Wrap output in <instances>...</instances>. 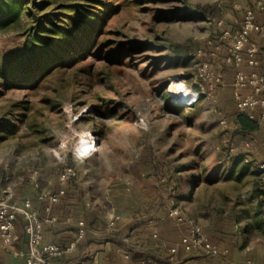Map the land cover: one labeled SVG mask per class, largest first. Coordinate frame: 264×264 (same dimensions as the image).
Listing matches in <instances>:
<instances>
[{
    "label": "rangeland",
    "instance_id": "obj_1",
    "mask_svg": "<svg viewBox=\"0 0 264 264\" xmlns=\"http://www.w3.org/2000/svg\"><path fill=\"white\" fill-rule=\"evenodd\" d=\"M49 1L82 12L104 3L110 12L72 67L29 88H5L0 78V174L45 179L70 169L79 180L85 164L90 178L101 176L100 189L139 175L184 214L250 217L262 230L261 176L232 125L234 93L220 78L232 70L222 61L232 44L226 24L239 14L233 0ZM1 24L0 73L23 45L20 29ZM83 136L97 148L87 158L77 151Z\"/></svg>",
    "mask_w": 264,
    "mask_h": 264
},
{
    "label": "crops",
    "instance_id": "obj_2",
    "mask_svg": "<svg viewBox=\"0 0 264 264\" xmlns=\"http://www.w3.org/2000/svg\"><path fill=\"white\" fill-rule=\"evenodd\" d=\"M233 1L232 4L238 3L241 6V11L255 7L254 0ZM241 13L237 14V23L230 27L226 24L227 30L232 33L241 31ZM256 23L264 26V14L256 13ZM251 48L257 50L255 67L248 65L247 51ZM242 58L239 70L247 74L254 71L264 74V32L249 35ZM222 64L225 69H232L224 72L221 77V80H224V89H230L232 94L237 69L224 60ZM252 93V89L241 92L244 97ZM256 117L259 119L258 110ZM242 146L245 153L251 156L252 167L256 168L258 163L264 162V122H259V131L256 134L243 139ZM87 166L90 168V165ZM87 171L84 164L79 180L68 186L67 197L53 206L40 199L45 193L59 189V175L45 179L37 178L36 175L29 179L23 177L15 179L0 174V198L5 197L9 205L20 208H23L28 200L32 211L40 217L57 219L56 224L44 226L43 245L57 244L65 247L77 238L80 227L85 228L84 237L78 243L77 249L65 256L62 262L159 264V261L167 260L172 264H264V227H261L262 230H256L254 219L244 217L242 222L238 223L232 216L212 212L208 215V220H202L195 212L184 214L181 211L185 216L196 220L210 243L223 253L222 256L208 258L188 255L179 245L181 238L187 233L186 228L168 217L172 205L155 197L154 190L146 180L139 175H132L131 184L113 179L100 189L99 173H94V177L90 178L91 175ZM259 184L263 192L260 200H264V180L261 179ZM262 210L264 212V209ZM114 216L118 217L116 228L113 233H109L107 225ZM263 225L264 221L260 220L259 226ZM256 231H259L258 235L253 236L252 232ZM155 234L158 235V239L154 238ZM15 236L14 250L7 249L0 243V264H26L25 258L18 256V253H26L28 249L25 220L22 216L16 222ZM163 243H166L168 248L178 249L173 262L166 251L161 249L160 245Z\"/></svg>",
    "mask_w": 264,
    "mask_h": 264
},
{
    "label": "built area",
    "instance_id": "obj_3",
    "mask_svg": "<svg viewBox=\"0 0 264 264\" xmlns=\"http://www.w3.org/2000/svg\"><path fill=\"white\" fill-rule=\"evenodd\" d=\"M255 7L241 11V6L235 3L238 12L241 13V31L237 33H224L225 39H231L232 44L229 47V54L226 63L234 66L237 70L234 75V100L237 110L246 113L250 120L264 122V74L256 71L246 72L239 70L243 58V48L251 33L264 32V26L256 23V13L264 14V0H254ZM221 24V23H220ZM250 67H255L257 62L255 56L257 50L251 48L247 51ZM221 78V77H220ZM246 89H252V95L242 96L241 92ZM259 111V119L256 117V111ZM225 124V123H224ZM91 155L95 152L91 151ZM245 162L248 160L245 158ZM257 171L264 180V162L257 164ZM1 180V175H0ZM77 173L73 170H64L59 174V189L55 192H47L41 196V201L48 202L50 206L59 204L67 197V188L75 184ZM22 216L25 220V234L27 236V252L18 253V256L25 258L26 264H66L62 262L64 257L72 254L83 239L85 228L80 227L77 238L63 247L57 244L43 245V229L45 225H54L57 223L55 218H42L36 212L32 211L30 201H26L23 208L11 206L7 203L5 197L0 198V243L7 249L14 250L16 241L15 227L18 218ZM168 217L173 219L178 225L186 228L187 233L181 238L179 245L188 255H197L200 257H219L223 253L210 243L205 235L203 228L192 218L185 216L178 207L172 206L168 212ZM117 216H114L107 225V231L113 233L116 228ZM158 239V235H154ZM163 251H166L169 259L173 262L177 255L176 247H167L166 243L160 245ZM141 264H145L142 262Z\"/></svg>",
    "mask_w": 264,
    "mask_h": 264
},
{
    "label": "trees",
    "instance_id": "obj_4",
    "mask_svg": "<svg viewBox=\"0 0 264 264\" xmlns=\"http://www.w3.org/2000/svg\"><path fill=\"white\" fill-rule=\"evenodd\" d=\"M109 9L104 3H99L93 11L82 12L79 8H53L49 0L0 2L1 28L20 29L23 42L21 51L11 54L0 73L3 86L33 87L41 78L72 67L93 45L94 36L100 31ZM82 16L89 20L85 21ZM16 79L21 83H15ZM232 120L235 132L242 139L259 131L258 122L250 120L246 113L237 110ZM240 159L245 162V157ZM262 194V190L259 191V196ZM158 263L172 264L167 260Z\"/></svg>",
    "mask_w": 264,
    "mask_h": 264
},
{
    "label": "bare ground",
    "instance_id": "obj_5",
    "mask_svg": "<svg viewBox=\"0 0 264 264\" xmlns=\"http://www.w3.org/2000/svg\"><path fill=\"white\" fill-rule=\"evenodd\" d=\"M181 88L180 85L178 86V89ZM178 91V90H177ZM178 101L179 102H186L191 104L193 101V96L190 97H182L181 95L178 96ZM96 146L94 145V142L88 139L87 137L83 136L80 140V143L78 144L77 151L78 153L83 157L87 158L91 156V151L95 152L96 151Z\"/></svg>",
    "mask_w": 264,
    "mask_h": 264
}]
</instances>
